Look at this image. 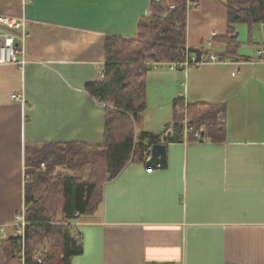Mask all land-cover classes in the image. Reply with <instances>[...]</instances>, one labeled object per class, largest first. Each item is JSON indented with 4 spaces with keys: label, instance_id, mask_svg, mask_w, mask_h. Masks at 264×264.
Returning a JSON list of instances; mask_svg holds the SVG:
<instances>
[{
    "label": "crops",
    "instance_id": "1",
    "mask_svg": "<svg viewBox=\"0 0 264 264\" xmlns=\"http://www.w3.org/2000/svg\"><path fill=\"white\" fill-rule=\"evenodd\" d=\"M226 2L187 0L185 46L202 48L232 28V62L149 66L134 130L166 144L165 166L128 163L93 212L66 222L82 247L70 264H264V20L229 25ZM150 13V0H0V14L26 20L25 64H0V231L14 234L24 204L26 146L103 141L104 105L85 85L99 77L105 37L135 38ZM6 31L20 33L0 25ZM178 94L224 104L223 141H167Z\"/></svg>",
    "mask_w": 264,
    "mask_h": 264
},
{
    "label": "trees",
    "instance_id": "2",
    "mask_svg": "<svg viewBox=\"0 0 264 264\" xmlns=\"http://www.w3.org/2000/svg\"><path fill=\"white\" fill-rule=\"evenodd\" d=\"M226 8L229 25L251 26L264 20V0H227ZM150 9V15L139 18L135 38L105 37V62L99 77L85 85L86 92L104 105L103 141L49 142L25 148L23 201L28 208L24 264H70L73 256L81 254L78 237L66 222L75 218V213L93 212L101 201L105 182L115 178L130 162L145 163L150 145L156 143L153 136L142 133L137 137L134 130V120L146 110V62L183 58L187 0H150ZM233 32L229 28L228 35ZM216 41L225 46V53H236L238 45L230 36ZM179 104L176 101L173 123L165 129L167 141L224 140V104H188L194 129L186 137L177 122L180 116L175 113ZM41 163L46 164L45 169H40ZM58 166L75 173L87 169L88 174L85 178L70 175L56 171ZM164 166L165 163L160 164ZM46 236L53 239L49 257L41 263L31 262V249ZM20 246V235L0 240V264H21L16 255Z\"/></svg>",
    "mask_w": 264,
    "mask_h": 264
},
{
    "label": "built area",
    "instance_id": "3",
    "mask_svg": "<svg viewBox=\"0 0 264 264\" xmlns=\"http://www.w3.org/2000/svg\"><path fill=\"white\" fill-rule=\"evenodd\" d=\"M31 0H25L30 2ZM0 25L8 28L10 30H18L19 35H15L9 31L0 33V64H12L17 66H23L26 62L24 56V44L26 42V20L24 18H18L9 15L0 14ZM221 46L215 40L210 39L207 41L204 47L197 49H189L186 46L183 49V58L179 61L168 62L170 69L172 70H182L186 71L189 68H199L205 64H221V63H230L232 62V56L220 50ZM263 53L262 50H259V54ZM246 61H254L256 59L244 58ZM157 62H146V65L149 67L152 64ZM237 63V62H236ZM14 100L17 102L24 103V98L22 94H15ZM176 101L180 102L179 105L175 107V113L180 116L177 122L182 126V133L184 137L193 133V121L188 116L187 105L183 94H178ZM195 137H198V133H194ZM160 167V164L155 165ZM40 169H45L46 164L41 163ZM57 170L61 169L60 166L56 167ZM28 206L23 204L20 211H18L13 218L11 226L14 229L15 235L21 236V246L16 253L21 264H24L26 259L25 248H24V230L27 225L25 219V212ZM80 213H75V218H77ZM47 250H37L32 252L29 256L31 262L41 263L45 258H47Z\"/></svg>",
    "mask_w": 264,
    "mask_h": 264
},
{
    "label": "water",
    "instance_id": "4",
    "mask_svg": "<svg viewBox=\"0 0 264 264\" xmlns=\"http://www.w3.org/2000/svg\"><path fill=\"white\" fill-rule=\"evenodd\" d=\"M230 37L232 39H236L238 37V32L231 34ZM203 135V133H202ZM166 162V144L164 143H153L149 149V157L145 160V166L150 167L157 164Z\"/></svg>",
    "mask_w": 264,
    "mask_h": 264
},
{
    "label": "rangeland",
    "instance_id": "5",
    "mask_svg": "<svg viewBox=\"0 0 264 264\" xmlns=\"http://www.w3.org/2000/svg\"><path fill=\"white\" fill-rule=\"evenodd\" d=\"M55 170L58 171L57 169H55ZM59 171H61V170L59 169ZM11 231H13V230L10 227H7L4 231H0V240L4 239L5 237H7V235L11 234ZM52 245H53V239L51 237L46 236L42 239V241L39 244L35 245L34 248H32L31 250H32V252H34L37 250L45 249L48 252L47 257H49ZM25 254H26V252H25Z\"/></svg>",
    "mask_w": 264,
    "mask_h": 264
}]
</instances>
